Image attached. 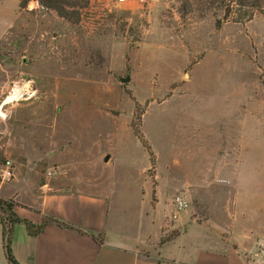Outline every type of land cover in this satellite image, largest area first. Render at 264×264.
Returning <instances> with one entry per match:
<instances>
[{"label": "rangeland", "instance_id": "1", "mask_svg": "<svg viewBox=\"0 0 264 264\" xmlns=\"http://www.w3.org/2000/svg\"><path fill=\"white\" fill-rule=\"evenodd\" d=\"M66 1L69 17L37 0L0 4L13 19L0 28V197H108L126 222L154 226L149 244L185 220L187 242L229 240L232 213L246 211L258 253L264 0ZM176 194L187 212L171 221Z\"/></svg>", "mask_w": 264, "mask_h": 264}, {"label": "crops", "instance_id": "2", "mask_svg": "<svg viewBox=\"0 0 264 264\" xmlns=\"http://www.w3.org/2000/svg\"><path fill=\"white\" fill-rule=\"evenodd\" d=\"M2 2L6 0H0V4ZM6 16L5 12H0L3 37L13 25L10 14ZM6 100L3 106L10 102V98ZM111 205V200L104 196L44 192L34 205L16 206L15 212L33 224H40L46 216H55L84 230L101 232L104 238L100 243L86 233L56 224H47L37 235H30L23 224H16L10 235L13 257L19 264H264L259 252L251 248V240L246 238L252 236L249 226H253V222L246 219V211L232 213L235 221L230 225L229 240L207 234L187 242L188 228L193 223L185 220L188 227L185 231L160 244H149L154 226L151 229L140 221L132 225L121 214L117 215ZM260 219V228L255 230L264 235V219ZM243 220L247 225L242 230ZM166 231L168 229L163 233ZM0 264H9L1 223Z\"/></svg>", "mask_w": 264, "mask_h": 264}, {"label": "trees", "instance_id": "3", "mask_svg": "<svg viewBox=\"0 0 264 264\" xmlns=\"http://www.w3.org/2000/svg\"><path fill=\"white\" fill-rule=\"evenodd\" d=\"M38 3L45 8L52 9L57 11V13L63 17H69V12L65 10V4H67L66 0H37ZM248 0H240L241 3H247ZM257 1V0H256ZM261 1V0H259ZM264 14V10L262 11ZM76 14V12H71V14ZM73 15H71L72 17ZM251 17L248 18L250 20ZM17 204H15L12 200L10 199H4L0 197V223L2 225V234H3V240H4V251H5V256L9 264H19L15 258L13 257L10 249V235H11V230L14 225L16 224H23L28 233L30 235H37L40 233L44 227L47 224H56L60 227H65V228H74L80 233H86L90 235L93 239L97 240L98 242H102L104 235L101 232H94L91 230H84L72 223L63 221L55 216H46L45 219L40 223V224H33L26 218L20 217L16 212H15V207Z\"/></svg>", "mask_w": 264, "mask_h": 264}, {"label": "built area", "instance_id": "4", "mask_svg": "<svg viewBox=\"0 0 264 264\" xmlns=\"http://www.w3.org/2000/svg\"><path fill=\"white\" fill-rule=\"evenodd\" d=\"M127 0H117V2H125ZM141 5L148 3L149 0H137ZM50 174V172H49ZM2 176L9 178L12 176V167L9 160H5L2 168ZM186 211V201L182 194H176L171 200V210L169 217L171 221H179L181 215ZM259 254L264 261V240L260 243Z\"/></svg>", "mask_w": 264, "mask_h": 264}, {"label": "water", "instance_id": "5", "mask_svg": "<svg viewBox=\"0 0 264 264\" xmlns=\"http://www.w3.org/2000/svg\"><path fill=\"white\" fill-rule=\"evenodd\" d=\"M128 80H129V77H128V76H127L126 78L123 79V81H128ZM108 158H109V156H106V157L104 158V161H107Z\"/></svg>", "mask_w": 264, "mask_h": 264}, {"label": "bare ground", "instance_id": "6", "mask_svg": "<svg viewBox=\"0 0 264 264\" xmlns=\"http://www.w3.org/2000/svg\"><path fill=\"white\" fill-rule=\"evenodd\" d=\"M7 101V100H6ZM8 102H9V100H8Z\"/></svg>", "mask_w": 264, "mask_h": 264}]
</instances>
